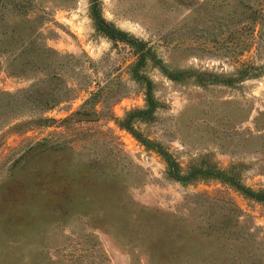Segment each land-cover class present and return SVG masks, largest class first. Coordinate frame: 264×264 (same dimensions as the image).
Here are the masks:
<instances>
[{
    "label": "rangeland",
    "instance_id": "rangeland-1",
    "mask_svg": "<svg viewBox=\"0 0 264 264\" xmlns=\"http://www.w3.org/2000/svg\"><path fill=\"white\" fill-rule=\"evenodd\" d=\"M101 1L148 114L90 0H0V264H264V0Z\"/></svg>",
    "mask_w": 264,
    "mask_h": 264
},
{
    "label": "trees",
    "instance_id": "trees-1",
    "mask_svg": "<svg viewBox=\"0 0 264 264\" xmlns=\"http://www.w3.org/2000/svg\"><path fill=\"white\" fill-rule=\"evenodd\" d=\"M91 2V12L94 19L97 21L98 30L104 33L111 41L114 43H124L130 46L134 52L136 53L137 60L133 64L130 69V74L133 79L139 82H143L145 80V96H146V110L145 114L156 109V106L152 100L151 94V84L148 82V78L144 77L143 69L146 68L153 62L155 64L159 63L160 61L157 60V55L155 50L152 46L149 45L147 42H143L134 37H129L128 34L120 31L117 29L113 24L107 22L102 17V1L101 0H90ZM260 23V22H259ZM264 26V22H263ZM260 74H264V67L261 68ZM46 121H49L48 119ZM124 129L131 132L136 137V132L131 128L129 121H122L119 124ZM141 142L149 149H153L161 154L163 157L167 159V154L163 152L158 144L152 142L150 140H141ZM169 163V160H166ZM247 191V190H246Z\"/></svg>",
    "mask_w": 264,
    "mask_h": 264
}]
</instances>
